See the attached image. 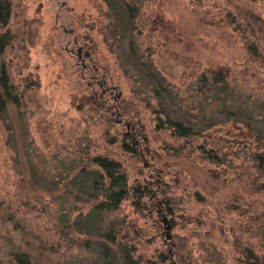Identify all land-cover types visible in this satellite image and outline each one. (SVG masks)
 Here are the masks:
<instances>
[{
    "label": "rangeland",
    "instance_id": "374dc122",
    "mask_svg": "<svg viewBox=\"0 0 264 264\" xmlns=\"http://www.w3.org/2000/svg\"><path fill=\"white\" fill-rule=\"evenodd\" d=\"M8 1L0 59L21 102L0 116V264L22 252L33 264H126V248L134 264H264V141L239 115H218L235 105L264 119V29L247 14L264 20V0H141L131 28L105 0ZM96 70L114 92L89 84ZM172 107L218 116L182 137ZM100 154L152 192L97 208Z\"/></svg>",
    "mask_w": 264,
    "mask_h": 264
},
{
    "label": "trees",
    "instance_id": "16d2710c",
    "mask_svg": "<svg viewBox=\"0 0 264 264\" xmlns=\"http://www.w3.org/2000/svg\"><path fill=\"white\" fill-rule=\"evenodd\" d=\"M109 4L110 8L116 10L120 18H123V22L127 27L131 28L135 23L136 14L139 13V8L141 7V0H105ZM238 7V4H235ZM253 8V7H252ZM12 10L11 5L8 0H0V28L6 26L9 22ZM250 16V20L255 23L258 22L260 29H264V20L260 17L259 14L255 13V9L247 13ZM231 16V14H229ZM233 18V16H232ZM233 20V19H232ZM11 40V35L8 31L0 33V54H2L7 45ZM249 59L252 61H258L259 56L261 55L258 45L255 42H252L248 46ZM213 79L214 83H218L224 78L222 72L214 71ZM255 75V73H254ZM156 94L159 95L160 99L163 100L164 94L166 92L165 88H155ZM94 98V96H92ZM159 99V100H160ZM21 102V91L15 83L13 72L9 63L5 59H0V116H4L8 103H13L15 105H20ZM235 106V105H234ZM227 107L228 109L219 111L218 115L223 113H230L234 115H239L240 119L243 120L251 129H254L257 137L264 141V119L262 120L259 116L255 115L253 112L249 111L247 108L243 107ZM170 111V110H169ZM167 110V121L170 126L173 127L176 134L182 137H186L192 134L198 133L200 130L208 127V124L211 122H206L205 119H195L185 117L181 118L174 114V109L172 107L171 111ZM215 115L216 118L218 116ZM215 119H212L214 124ZM161 119H159L160 121ZM160 124V122H159ZM196 124V125H195ZM198 124V126H197ZM161 126V125H160ZM127 140L130 143H124V149L129 152L139 154L138 148L136 147V140L133 137H130L128 134L125 135ZM257 159L261 162L264 158V153L255 154ZM91 160L94 164L100 169H91L89 171L91 186L95 189L100 190L103 195L99 204L96 205L97 208L102 210H115L120 207L122 202L128 197H134L136 203L140 202V199L144 196H148L152 192L150 186V181H134L130 183L125 172L122 162L116 158L109 157L108 155H95L91 157ZM108 180V182L105 181ZM139 206V204H138ZM140 207V206H139ZM167 237H169V232H166ZM105 237L108 240H115V235L112 229L106 230ZM126 248V247H125ZM125 263L134 264L132 262L133 258L127 248L125 249ZM247 264H260L259 260L256 261H246ZM15 264H33L29 256L25 253H19L16 257ZM150 264H159L155 262H150Z\"/></svg>",
    "mask_w": 264,
    "mask_h": 264
},
{
    "label": "flooded vegetation",
    "instance_id": "af4514ba",
    "mask_svg": "<svg viewBox=\"0 0 264 264\" xmlns=\"http://www.w3.org/2000/svg\"><path fill=\"white\" fill-rule=\"evenodd\" d=\"M81 50H82L81 48H79V50H78L79 56H82ZM98 79H99V74L96 70L95 73L91 76V81H89V84L92 85V84H95L96 82H99V85L102 86V94H106L108 92H114L115 87L113 88V86H108L106 79H101V80H98Z\"/></svg>",
    "mask_w": 264,
    "mask_h": 264
},
{
    "label": "water",
    "instance_id": "95a60500",
    "mask_svg": "<svg viewBox=\"0 0 264 264\" xmlns=\"http://www.w3.org/2000/svg\"><path fill=\"white\" fill-rule=\"evenodd\" d=\"M162 217H163V219H164L165 222H168L167 228H169V225L172 223V221L171 220H167L165 214H162Z\"/></svg>",
    "mask_w": 264,
    "mask_h": 264
}]
</instances>
